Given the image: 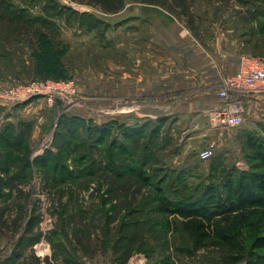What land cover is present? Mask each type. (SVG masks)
<instances>
[{"label": "trees", "instance_id": "1", "mask_svg": "<svg viewBox=\"0 0 264 264\" xmlns=\"http://www.w3.org/2000/svg\"><path fill=\"white\" fill-rule=\"evenodd\" d=\"M46 1L43 13L34 15L28 6L0 0V22H13L17 29L28 24L31 28L24 30H29L39 21L42 26L35 30L44 37L38 29L57 25L53 17L71 23L75 19L89 29L101 21L58 0ZM77 1L99 4L107 12L122 10L126 2ZM254 5L252 18L264 33V9ZM43 41V46L49 45ZM145 119L127 126L121 135H111L109 127L66 114L52 145L34 158L28 140L31 123L21 119L2 126L0 231L7 224V212L16 214L14 226L24 232L13 240L1 264H18L24 249L43 237L52 246V257L58 261L54 264H95L97 258L106 264H128L137 252L148 258L146 264H176L181 256L191 257L205 248H213L218 262L225 264H264V136L246 132L248 168L215 169L221 162L213 158L210 175L193 183L190 175L199 166L198 157L184 167L153 166L160 160L157 139L165 118ZM35 176L55 215L46 232H32L41 218L39 199L26 187ZM35 257L40 264L41 258Z\"/></svg>", "mask_w": 264, "mask_h": 264}, {"label": "rangeland", "instance_id": "2", "mask_svg": "<svg viewBox=\"0 0 264 264\" xmlns=\"http://www.w3.org/2000/svg\"><path fill=\"white\" fill-rule=\"evenodd\" d=\"M14 1L30 7L34 15L40 14L47 2ZM58 1L80 12H89L101 21L96 28L89 29L80 27L75 19L71 23L64 18L53 17L57 25L38 29L46 35L44 37H40L35 30L38 25L42 26L39 21L29 30H24V27L31 28L28 24L21 23L23 28L17 29L13 22H0V27L4 24L3 29L0 28V129L5 123H16L21 119L30 122L32 130L28 140L32 158L52 145L59 122L66 114L78 116L94 126L109 127L111 135H121L127 126L142 124L147 117L154 122L163 117L165 121L161 123L160 137L157 139L160 160L152 163L153 166L184 167L198 157L199 166L190 175L193 183L210 175L213 158L221 162L215 163V169L220 165L221 168L234 165L241 169L248 168L245 160L246 132L264 136L263 120L247 119L245 112H242L238 124L220 129L223 132L215 142L214 156L202 160L200 151L213 143L210 132L218 127L211 119V113L207 115L208 119L201 113L198 115V111L180 113L172 105H163L161 99L164 95L155 94V99L151 100L141 93L139 96L140 91L131 93L130 85H117L116 79H132V68L137 64L135 55L145 53L152 47L150 20L158 18L168 22L176 18L189 27L201 43L214 48L216 52L237 46L243 54H264V33L257 30L258 23L252 18L256 7L254 4L264 9V0H125L124 8L117 12H107L101 5L89 1ZM146 18V22L142 20ZM43 40L49 45L43 46ZM122 68L131 73L120 75ZM33 80L65 81L69 84L59 90L58 101H49L43 96L24 105L8 101L9 90ZM71 86L76 89L73 94L69 91ZM117 86L118 89H125L122 100L116 93ZM31 188L32 198L39 199L36 206L37 214L41 217L32 232H46L55 221L52 201L43 192L40 177L35 176L26 187ZM15 215L7 212L4 215L7 224L0 231V264L13 248V240L24 232L15 228ZM29 216L30 213L23 219V226ZM23 252L18 264H37L35 256L41 258L40 264L58 262L52 257V246L45 237L26 247ZM138 254L143 253L137 252L134 260L140 256ZM181 258L176 264H225L221 259L218 262V254L213 248H205L194 256ZM102 260L97 258L95 264H106L101 263Z\"/></svg>", "mask_w": 264, "mask_h": 264}, {"label": "crops", "instance_id": "3", "mask_svg": "<svg viewBox=\"0 0 264 264\" xmlns=\"http://www.w3.org/2000/svg\"><path fill=\"white\" fill-rule=\"evenodd\" d=\"M150 21L152 47L135 55L137 64L132 68V79L120 81L117 77L116 84L130 85L131 93L140 91L139 96L142 94L151 100L155 99L153 95L162 94L164 106L172 105L180 113L198 111V115L201 113L208 119L207 115H212L226 101L218 90L225 78L238 70L244 52L237 46L216 52L201 43L192 30L176 18L169 22L162 18ZM130 73L122 68L120 75ZM124 90L117 86L116 93L121 100L125 97ZM244 104L247 119L264 121V93L247 96ZM221 132L219 126L212 128L211 142H217ZM138 255L135 260V256L130 259L131 264H146L147 257Z\"/></svg>", "mask_w": 264, "mask_h": 264}, {"label": "built area", "instance_id": "4", "mask_svg": "<svg viewBox=\"0 0 264 264\" xmlns=\"http://www.w3.org/2000/svg\"><path fill=\"white\" fill-rule=\"evenodd\" d=\"M67 84L69 83L65 81L33 80L9 90L8 101L16 104L39 96L46 97L49 101L57 100V97H60L59 90ZM70 88L69 91L72 94L76 92L73 86ZM258 93H264V54H242L238 70L227 76L223 86L218 90L219 96L226 101L214 111L211 119L221 130L225 126L238 124L244 112V100L247 96ZM214 154L215 143L213 142L200 151V158L208 160Z\"/></svg>", "mask_w": 264, "mask_h": 264}]
</instances>
